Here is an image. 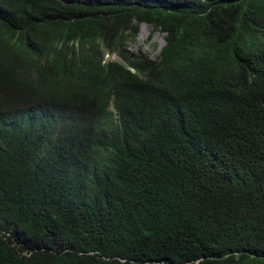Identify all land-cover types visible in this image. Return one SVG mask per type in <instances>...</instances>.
<instances>
[{"label": "trees", "instance_id": "trees-1", "mask_svg": "<svg viewBox=\"0 0 264 264\" xmlns=\"http://www.w3.org/2000/svg\"><path fill=\"white\" fill-rule=\"evenodd\" d=\"M0 264H264V0H0Z\"/></svg>", "mask_w": 264, "mask_h": 264}, {"label": "rangeland", "instance_id": "rangeland-1", "mask_svg": "<svg viewBox=\"0 0 264 264\" xmlns=\"http://www.w3.org/2000/svg\"><path fill=\"white\" fill-rule=\"evenodd\" d=\"M165 45V34L148 24H141L136 37L127 44V52L140 57L156 60ZM107 60L122 61L117 55L105 52Z\"/></svg>", "mask_w": 264, "mask_h": 264}, {"label": "bare ground", "instance_id": "bare-ground-1", "mask_svg": "<svg viewBox=\"0 0 264 264\" xmlns=\"http://www.w3.org/2000/svg\"><path fill=\"white\" fill-rule=\"evenodd\" d=\"M164 34H165V33H164ZM165 44H166V41H165ZM164 46H165V45H164ZM164 46H163V47H164ZM163 47H162V49H163ZM162 49H161V51H162ZM161 51H160V52H161Z\"/></svg>", "mask_w": 264, "mask_h": 264}, {"label": "clouds", "instance_id": "clouds-1", "mask_svg": "<svg viewBox=\"0 0 264 264\" xmlns=\"http://www.w3.org/2000/svg\"><path fill=\"white\" fill-rule=\"evenodd\" d=\"M142 24H145V23H142Z\"/></svg>", "mask_w": 264, "mask_h": 264}]
</instances>
